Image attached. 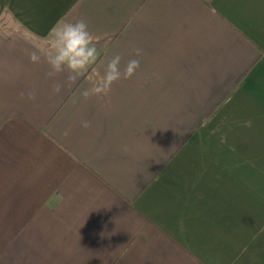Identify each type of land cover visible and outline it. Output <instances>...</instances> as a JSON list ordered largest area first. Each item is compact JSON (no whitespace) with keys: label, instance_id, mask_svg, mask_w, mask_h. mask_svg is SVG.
Segmentation results:
<instances>
[{"label":"crops","instance_id":"crops-1","mask_svg":"<svg viewBox=\"0 0 264 264\" xmlns=\"http://www.w3.org/2000/svg\"><path fill=\"white\" fill-rule=\"evenodd\" d=\"M4 11L0 264H264V0H0ZM80 19L100 56L69 86L30 56ZM117 54L122 68L139 59L136 73L84 99Z\"/></svg>","mask_w":264,"mask_h":264},{"label":"clouds","instance_id":"clouds-1","mask_svg":"<svg viewBox=\"0 0 264 264\" xmlns=\"http://www.w3.org/2000/svg\"><path fill=\"white\" fill-rule=\"evenodd\" d=\"M135 57L142 55V50L134 48ZM41 56L48 65L46 76L55 78L61 73L67 72L69 86L88 72L89 68L97 63L100 51L96 39L89 31L86 21L59 22L51 31L46 50L42 54L33 53L30 59L39 63ZM122 57L117 54L109 59L104 66L103 73L94 72L89 76L90 87L81 91V96L88 99L91 96H106L110 93L112 85L120 80L130 79L140 67V60L132 58L121 67ZM63 84L54 83L53 91L59 93ZM23 95V94H22ZM28 99L35 100V94L30 92ZM84 128L90 127V122L82 121Z\"/></svg>","mask_w":264,"mask_h":264},{"label":"rangeland","instance_id":"rangeland-1","mask_svg":"<svg viewBox=\"0 0 264 264\" xmlns=\"http://www.w3.org/2000/svg\"><path fill=\"white\" fill-rule=\"evenodd\" d=\"M15 22L13 21L12 17L4 11L0 15V31L1 32H8L10 31V26H14ZM13 28V27H12Z\"/></svg>","mask_w":264,"mask_h":264}]
</instances>
